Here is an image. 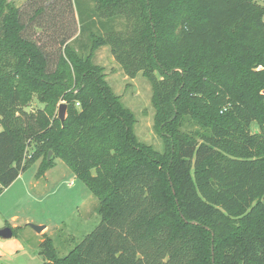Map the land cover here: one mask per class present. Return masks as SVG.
<instances>
[{"label":"trees","instance_id":"1","mask_svg":"<svg viewBox=\"0 0 264 264\" xmlns=\"http://www.w3.org/2000/svg\"><path fill=\"white\" fill-rule=\"evenodd\" d=\"M92 1L74 0L78 47L63 39L50 69L0 0V194L58 157L98 198L100 224L67 255L41 242L47 264H264V6ZM106 45L128 77L151 82L163 151L139 140L94 63Z\"/></svg>","mask_w":264,"mask_h":264},{"label":"rangeland","instance_id":"2","mask_svg":"<svg viewBox=\"0 0 264 264\" xmlns=\"http://www.w3.org/2000/svg\"><path fill=\"white\" fill-rule=\"evenodd\" d=\"M258 1L264 6V1ZM86 3L94 5L92 0H86ZM6 5L19 8L26 25L23 35L45 49L50 59V69L55 67L57 56L63 48V39L78 47L74 39L80 35V23L74 0H6ZM39 10L42 12L39 13ZM122 22L119 20L118 29L122 28ZM113 58L110 46L106 45L97 50L93 61L105 68L114 92L135 113L134 129L139 140L163 151V139L154 129L156 108L151 82L142 73L135 78L128 77ZM125 76L129 79H125ZM41 106L34 99L27 110ZM252 128L253 131L259 130L256 122ZM52 155L53 152L50 158ZM41 161L33 163L0 194V220L4 223L0 229L11 227L9 222L15 223L12 238L20 241L35 259L30 260L29 255H22L18 251L11 257L0 256V264L46 263L40 253V245L41 240L47 237L53 240L59 255L63 257L102 220L98 198L62 159L55 158L53 166L42 173L39 170ZM13 217L16 219L12 220ZM32 224L49 228L38 233Z\"/></svg>","mask_w":264,"mask_h":264},{"label":"clouds","instance_id":"3","mask_svg":"<svg viewBox=\"0 0 264 264\" xmlns=\"http://www.w3.org/2000/svg\"><path fill=\"white\" fill-rule=\"evenodd\" d=\"M256 70L259 71L260 69L258 68ZM74 107L77 111L82 110L81 102L79 100H76L74 103ZM15 219H16L15 217L12 218V220H15ZM9 225H11L13 229L16 228L15 223L9 222ZM3 227H4V223L2 220H0V228H3ZM17 250H19L22 255H29L30 260L35 259V257H32L29 253H27V250L22 247V245L20 244V241H18L17 239L0 237V255H6V256L11 257L14 255V253Z\"/></svg>","mask_w":264,"mask_h":264},{"label":"water","instance_id":"4","mask_svg":"<svg viewBox=\"0 0 264 264\" xmlns=\"http://www.w3.org/2000/svg\"><path fill=\"white\" fill-rule=\"evenodd\" d=\"M66 112H67V104L66 103H61L59 106V110H58V117L59 119L64 122L65 118H66ZM52 154V151L49 152L48 155V159L50 158ZM32 227L35 231H37L38 233L42 232L45 229V225H35L32 224ZM14 236V231L13 228L11 227H6L4 229H0V237L3 238H12ZM43 264H47V263H43Z\"/></svg>","mask_w":264,"mask_h":264},{"label":"crops","instance_id":"5","mask_svg":"<svg viewBox=\"0 0 264 264\" xmlns=\"http://www.w3.org/2000/svg\"><path fill=\"white\" fill-rule=\"evenodd\" d=\"M114 59V58H113ZM115 60V59H114ZM105 72H106V70H105ZM107 74V73H106ZM125 79H129L127 76H125ZM108 81V80H107ZM110 84V83H109ZM22 175V174H21ZM21 175L19 176V178L21 177ZM46 226V225H45ZM49 227L48 226H46L45 227V229L42 231V232H44V231H46L47 229H48ZM41 233V232H40ZM44 240V239H43ZM43 240H41V242L43 241ZM21 244V243H20ZM19 250H17L16 252H18ZM15 252V253H16ZM14 253V254H15ZM0 256H4V255H0ZM30 264H42V263H30Z\"/></svg>","mask_w":264,"mask_h":264},{"label":"built area","instance_id":"6","mask_svg":"<svg viewBox=\"0 0 264 264\" xmlns=\"http://www.w3.org/2000/svg\"><path fill=\"white\" fill-rule=\"evenodd\" d=\"M262 1H264V0H262Z\"/></svg>","mask_w":264,"mask_h":264}]
</instances>
